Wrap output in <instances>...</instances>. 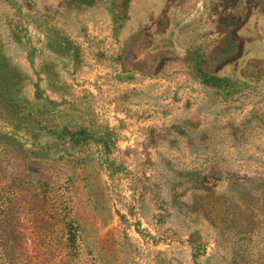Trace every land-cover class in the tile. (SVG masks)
<instances>
[{"label":"rangeland","instance_id":"rangeland-1","mask_svg":"<svg viewBox=\"0 0 264 264\" xmlns=\"http://www.w3.org/2000/svg\"><path fill=\"white\" fill-rule=\"evenodd\" d=\"M0 264H264V0H0Z\"/></svg>","mask_w":264,"mask_h":264},{"label":"trees","instance_id":"trees-1","mask_svg":"<svg viewBox=\"0 0 264 264\" xmlns=\"http://www.w3.org/2000/svg\"><path fill=\"white\" fill-rule=\"evenodd\" d=\"M71 232H69L68 238H67V247L70 249H74L75 248V241H76V233L72 230H70Z\"/></svg>","mask_w":264,"mask_h":264}]
</instances>
